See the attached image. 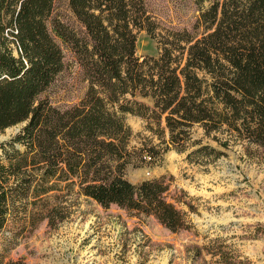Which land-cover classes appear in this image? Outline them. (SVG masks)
Segmentation results:
<instances>
[{"label": "trees", "instance_id": "16d2710c", "mask_svg": "<svg viewBox=\"0 0 264 264\" xmlns=\"http://www.w3.org/2000/svg\"><path fill=\"white\" fill-rule=\"evenodd\" d=\"M60 1L0 0V129L25 123L0 144V232L57 186L187 228L163 177L134 184L126 168L188 145L198 146L187 154L196 162L218 158L191 139L195 125L227 133L223 147L232 139L264 148V0H209L189 29H160L145 0H65L70 15L56 19ZM141 31L157 55H137ZM55 37L88 82L65 108L45 95L65 66ZM127 113L148 119L159 143L131 146ZM213 264H237L236 256L221 252Z\"/></svg>", "mask_w": 264, "mask_h": 264}, {"label": "rangeland", "instance_id": "374dc122", "mask_svg": "<svg viewBox=\"0 0 264 264\" xmlns=\"http://www.w3.org/2000/svg\"><path fill=\"white\" fill-rule=\"evenodd\" d=\"M145 2L160 29H189L209 0ZM58 11L70 15L65 0L56 4V19ZM55 40L65 66L45 95L54 106L65 108L82 99L88 82L75 52ZM136 43L138 56L157 55L156 40L144 31ZM125 121L132 130L131 146L145 138L159 143L145 117L127 113ZM22 126L0 129V144ZM191 131L192 140L221 151L220 156L196 162L187 154L198 146L188 145L184 152L169 149L162 159L125 171L134 184L163 177L168 184L165 198L184 214L187 228L171 231L152 215L102 207L57 186L0 232V264H213L228 251L237 264H264V148L232 139L223 147L230 139L227 133L206 135L198 125ZM58 205L64 207L63 218Z\"/></svg>", "mask_w": 264, "mask_h": 264}, {"label": "water", "instance_id": "95a60500", "mask_svg": "<svg viewBox=\"0 0 264 264\" xmlns=\"http://www.w3.org/2000/svg\"><path fill=\"white\" fill-rule=\"evenodd\" d=\"M25 123H23V125H24Z\"/></svg>", "mask_w": 264, "mask_h": 264}]
</instances>
